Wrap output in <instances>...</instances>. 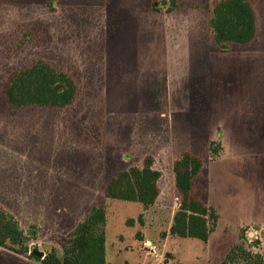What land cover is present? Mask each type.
Instances as JSON below:
<instances>
[{"label": "rangeland", "instance_id": "obj_1", "mask_svg": "<svg viewBox=\"0 0 264 264\" xmlns=\"http://www.w3.org/2000/svg\"><path fill=\"white\" fill-rule=\"evenodd\" d=\"M217 1L0 0V209L26 249L0 246V264L61 258L92 204L107 264H264V0H248L257 39L227 51L209 25ZM37 60L75 81L70 105L6 101L7 78ZM186 151L202 161L193 195L217 215L207 242L169 233ZM146 157L161 173L154 204L107 198ZM234 245L245 255L230 261Z\"/></svg>", "mask_w": 264, "mask_h": 264}, {"label": "trees", "instance_id": "obj_2", "mask_svg": "<svg viewBox=\"0 0 264 264\" xmlns=\"http://www.w3.org/2000/svg\"><path fill=\"white\" fill-rule=\"evenodd\" d=\"M209 25L218 49L227 51L228 44H246L253 40L256 32L255 11L248 0H219L212 8ZM3 93L6 101L14 107H65L73 102L77 85L63 70L44 60H37L13 72L7 78ZM201 168V159L187 151L173 162L174 184L180 201L172 216L169 233L207 242L216 225L217 215L212 207L193 195L194 179ZM160 175V171L153 168L152 158L146 157L141 167L130 166L111 177L104 194L109 199L148 207L158 197ZM105 223L104 208L90 205L85 218L77 223L71 237L62 244V257H57L52 251L43 257V264H107ZM24 240L25 236L17 223L0 209V246L15 252L26 251ZM244 255L243 247L234 245L226 257L232 261Z\"/></svg>", "mask_w": 264, "mask_h": 264}, {"label": "crops", "instance_id": "obj_3", "mask_svg": "<svg viewBox=\"0 0 264 264\" xmlns=\"http://www.w3.org/2000/svg\"><path fill=\"white\" fill-rule=\"evenodd\" d=\"M263 30V27H262V22H259L256 18V32H255V36H254V39L256 40L257 39V36H259L260 32H262ZM253 39V40H254ZM260 39V37H259Z\"/></svg>", "mask_w": 264, "mask_h": 264}, {"label": "water", "instance_id": "obj_4", "mask_svg": "<svg viewBox=\"0 0 264 264\" xmlns=\"http://www.w3.org/2000/svg\"><path fill=\"white\" fill-rule=\"evenodd\" d=\"M170 6H172L173 4V0H170ZM29 234L31 235L32 234V230H30ZM32 254L37 256V257H42V253L40 251H32Z\"/></svg>", "mask_w": 264, "mask_h": 264}]
</instances>
